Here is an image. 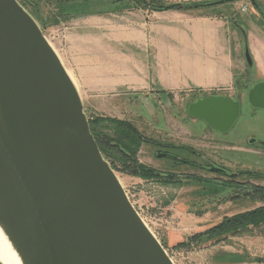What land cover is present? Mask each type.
<instances>
[{
  "label": "water",
  "instance_id": "water-1",
  "mask_svg": "<svg viewBox=\"0 0 264 264\" xmlns=\"http://www.w3.org/2000/svg\"><path fill=\"white\" fill-rule=\"evenodd\" d=\"M244 56L253 69L247 41ZM239 93L191 100L186 115L230 133L246 104L264 111V80ZM0 228L22 264H174L101 153L60 57L18 0H0Z\"/></svg>",
  "mask_w": 264,
  "mask_h": 264
},
{
  "label": "rangeland",
  "instance_id": "rangeland-1",
  "mask_svg": "<svg viewBox=\"0 0 264 264\" xmlns=\"http://www.w3.org/2000/svg\"><path fill=\"white\" fill-rule=\"evenodd\" d=\"M85 1L18 0L37 21L45 38L67 67L89 121L97 118L119 119L131 123L140 131L142 140L138 142V159L153 169L158 178L131 174L117 160L113 161L112 166L140 217L174 264H230L236 256L229 255H238L244 263L264 264V224L222 236L221 241L206 233L225 218L263 207L264 196L242 194L243 197L229 196L220 201L213 194L221 196L228 192L225 189L187 180L189 176L209 179L222 177H215L193 166L177 164L170 157H158L160 153L171 152L175 157H184L202 165L210 164L207 162L209 159L239 173L240 181L248 179L250 173L254 175L253 182L264 185L259 179V175L264 174V148L245 141L251 133L264 132V112H259L263 119L258 125L249 124L235 133L236 137H218L205 124L191 121L186 115L188 102L203 97L201 94H172L152 91L148 85H121L118 80L122 76L116 75L115 69L118 70L122 61L113 39L117 24L151 17L158 12L152 8H160L161 4L167 7L180 3L182 7H193L180 10L186 13L224 14L233 20L242 16L244 21L252 13L259 12L250 0H235L219 5H208L216 0ZM255 1L264 22V0ZM203 4L205 6L194 9V6ZM243 8H246L245 11H242ZM246 25L243 22L245 34ZM247 27L251 29V26ZM255 30L257 33L258 30ZM257 34L264 43V36ZM244 41L250 48L247 34ZM242 59L245 61L244 50ZM246 68L248 77L252 79L257 76L255 70L248 66ZM124 74V78L130 77L129 73ZM124 87H128V90ZM160 92L163 96L159 95ZM104 130L96 129L97 132L113 136V126L107 123ZM163 144H171L175 148L169 149ZM184 145L199 152L200 156L186 149H178ZM164 173L172 174L181 181L171 184L169 178L173 177H165Z\"/></svg>",
  "mask_w": 264,
  "mask_h": 264
},
{
  "label": "crops",
  "instance_id": "crops-1",
  "mask_svg": "<svg viewBox=\"0 0 264 264\" xmlns=\"http://www.w3.org/2000/svg\"><path fill=\"white\" fill-rule=\"evenodd\" d=\"M155 15L114 27L115 50L122 61L115 72L122 76L118 80L121 85H148L152 91L172 94L233 97L236 90L264 80V43L257 34L264 36V22L259 13H252L245 21L242 16L233 20L224 14H191L176 9ZM243 22L257 74L252 79L242 59L246 40ZM125 72L129 78H124ZM229 256L237 257L230 264H249L238 255Z\"/></svg>",
  "mask_w": 264,
  "mask_h": 264
},
{
  "label": "trees",
  "instance_id": "trees-1",
  "mask_svg": "<svg viewBox=\"0 0 264 264\" xmlns=\"http://www.w3.org/2000/svg\"><path fill=\"white\" fill-rule=\"evenodd\" d=\"M84 2H86L84 0ZM205 6V4L194 6V9H199ZM148 7V6H146ZM161 4L160 8H152L155 11H167L169 7H165ZM193 7H182L178 10H189ZM259 13L261 12L260 7L256 9ZM113 126V136L107 133L97 132L96 129L99 127L101 131H105L104 127L106 124ZM91 132L94 135L99 149L103 154L104 158L111 164L114 165L115 160L124 164L127 171L131 174L142 175L148 178H158L157 174H154V170L141 163L138 159V147L139 140H142L140 131L131 123L119 120V119H103L97 118L96 120L89 121ZM161 177V176H160ZM162 179V178H161ZM161 181V180H160ZM264 224V206L253 211L238 213L231 217L225 218L220 224L206 232L211 238H219L218 241L222 240V236L228 234L240 233L249 230V226H259Z\"/></svg>",
  "mask_w": 264,
  "mask_h": 264
},
{
  "label": "flooded vegetation",
  "instance_id": "flooded-vegetation-1",
  "mask_svg": "<svg viewBox=\"0 0 264 264\" xmlns=\"http://www.w3.org/2000/svg\"><path fill=\"white\" fill-rule=\"evenodd\" d=\"M248 87H246V89ZM239 95L242 96V94H240L239 91L236 90V94H234L233 97L234 98H239L240 97ZM246 105L247 106L245 108H243L241 118L239 119V121L235 125L234 129L230 133L221 134V133L209 128L208 126H207V128H209V130H211L215 134L219 135L218 137H226V139H228L230 137H232V138L236 137L235 133H237L238 131H242L249 124H257L258 125V122H260V120L263 119V116L260 115L259 112H264V111L259 110V109H254L249 104H246ZM188 118L191 121L199 123V121L196 120V119H192L190 117H188ZM219 139L221 140V138H219ZM251 140H253L252 144H250ZM245 141H246V143H249L252 146H261L262 148H264V132L262 131V133H260V132L251 133L249 136H247ZM163 145H165V144H163ZM165 146H168L169 149H174L175 148L171 144L170 145L168 144V145H165ZM178 149H186L187 151L192 152V154H194V155L198 154L197 156H200L199 152L197 153L196 150H194V149H192V148H190V147H188L186 145L179 146ZM165 154H169V155H172V156L175 157V155L172 154L171 152H166ZM170 158L175 160V163H177V164H184V165L193 166L195 168H198L201 171H206V172L214 175L215 177H217V176H219L220 178L222 177L223 179H218V178L217 179L216 178L209 179V178H202L200 176H189L188 177L189 179L187 180L188 182H190L192 180H196V181L201 182V183L219 186L223 190L225 189L228 192L225 193V194H222L221 196H219V194H217V195L213 194L220 201H222L223 198L229 197V196H231V197H243L242 194H251V195L253 194V195L264 196V185H262L260 183L253 182L252 178H254V175H251L250 173H248V177L250 179L248 178V179L240 181L238 179L239 175H240L239 173L232 172V171L228 170V168H226L225 166L219 165L216 162H211L212 160H209V159H208L207 162H209L210 164L202 165L199 162L191 161L189 159H186V158L180 157V156L176 157V158H172V157H170ZM213 165H217V166H220L221 168L226 169L227 171H229V174H222L220 172H212L210 170V167H212ZM170 175L173 177V178H169V180L171 181V184L181 181L177 177L173 176L172 174H168V175L165 174V177L166 176H170ZM259 176H260L259 179L264 182V174H260ZM244 196H246V195H244Z\"/></svg>",
  "mask_w": 264,
  "mask_h": 264
},
{
  "label": "bare ground",
  "instance_id": "bare-ground-1",
  "mask_svg": "<svg viewBox=\"0 0 264 264\" xmlns=\"http://www.w3.org/2000/svg\"><path fill=\"white\" fill-rule=\"evenodd\" d=\"M0 262L2 264H22L19 256L11 246L10 242L8 241L7 237L4 235L1 228H0Z\"/></svg>",
  "mask_w": 264,
  "mask_h": 264
},
{
  "label": "built area",
  "instance_id": "built-area-1",
  "mask_svg": "<svg viewBox=\"0 0 264 264\" xmlns=\"http://www.w3.org/2000/svg\"><path fill=\"white\" fill-rule=\"evenodd\" d=\"M245 9H246V8H243V10H242V11H245Z\"/></svg>",
  "mask_w": 264,
  "mask_h": 264
}]
</instances>
